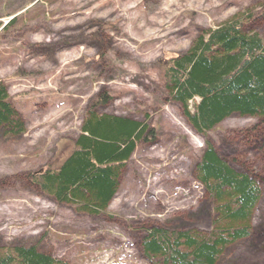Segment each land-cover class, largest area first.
Listing matches in <instances>:
<instances>
[{"label":"rangeland","instance_id":"rangeland-1","mask_svg":"<svg viewBox=\"0 0 264 264\" xmlns=\"http://www.w3.org/2000/svg\"><path fill=\"white\" fill-rule=\"evenodd\" d=\"M33 1L0 0V79L25 121L22 134L0 136V251L36 246L68 264H164L143 255L147 229L208 231L215 215L193 173L204 137L166 99L163 61L236 15L264 42V0ZM99 91L110 98L98 114L149 116L156 135L137 144L105 212L88 215L43 194L30 174L64 159ZM254 124L261 121L233 114L205 136L261 188L248 236L218 264H264V149L223 141L245 139Z\"/></svg>","mask_w":264,"mask_h":264},{"label":"trees","instance_id":"trees-1","mask_svg":"<svg viewBox=\"0 0 264 264\" xmlns=\"http://www.w3.org/2000/svg\"><path fill=\"white\" fill-rule=\"evenodd\" d=\"M14 22L12 18L9 24ZM163 63L161 81L166 99L180 107L197 133L207 135L233 114L256 118L264 126V42L257 33L244 29V20L238 15L214 28L200 29L185 52ZM109 98L99 91L88 104L72 148L56 167L49 163L30 174L43 194L88 215L105 212L117 190L119 173L136 145L156 135L147 124L148 115L140 122L128 116L98 114L97 104ZM261 126L244 129L245 139L223 141L233 148L244 141V145L264 149ZM24 130V118L0 79V136H17ZM257 141L260 143L252 144ZM230 163L205 139L193 173L215 215L211 227L208 231L151 227L141 242L146 257H158L164 264H218L228 246L248 236L261 188L248 170ZM0 264L66 263L36 246H16L0 251Z\"/></svg>","mask_w":264,"mask_h":264},{"label":"bare ground","instance_id":"bare-ground-1","mask_svg":"<svg viewBox=\"0 0 264 264\" xmlns=\"http://www.w3.org/2000/svg\"><path fill=\"white\" fill-rule=\"evenodd\" d=\"M193 134V133H192ZM194 135V134H193ZM194 139L196 140L197 144H199L201 142L200 138L198 136H194Z\"/></svg>","mask_w":264,"mask_h":264}]
</instances>
